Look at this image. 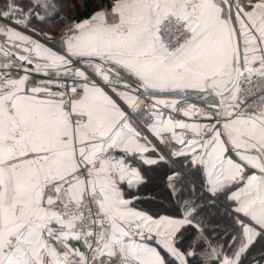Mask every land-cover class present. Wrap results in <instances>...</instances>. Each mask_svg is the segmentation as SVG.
<instances>
[{"label": "snow or ice", "instance_id": "6c2138e0", "mask_svg": "<svg viewBox=\"0 0 264 264\" xmlns=\"http://www.w3.org/2000/svg\"><path fill=\"white\" fill-rule=\"evenodd\" d=\"M0 264H264V0H0Z\"/></svg>", "mask_w": 264, "mask_h": 264}, {"label": "trees", "instance_id": "16d2710c", "mask_svg": "<svg viewBox=\"0 0 264 264\" xmlns=\"http://www.w3.org/2000/svg\"><path fill=\"white\" fill-rule=\"evenodd\" d=\"M67 2L69 4H72V3H77L78 4V0H67ZM86 2H88V3H94L95 0H86ZM69 11H71V9H69Z\"/></svg>", "mask_w": 264, "mask_h": 264}]
</instances>
